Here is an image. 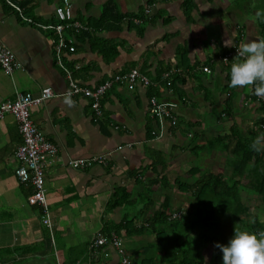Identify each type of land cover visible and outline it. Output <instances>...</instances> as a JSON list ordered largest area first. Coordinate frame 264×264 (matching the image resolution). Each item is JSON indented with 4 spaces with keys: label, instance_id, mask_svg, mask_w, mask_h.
Returning a JSON list of instances; mask_svg holds the SVG:
<instances>
[{
    "label": "crops",
    "instance_id": "1",
    "mask_svg": "<svg viewBox=\"0 0 264 264\" xmlns=\"http://www.w3.org/2000/svg\"><path fill=\"white\" fill-rule=\"evenodd\" d=\"M12 1L20 3L23 17L32 23L0 0V45L11 51L19 65L9 75L0 70V101L13 99L16 92L36 95L50 88L54 95L31 106L29 117L56 151L43 167L50 221L46 228L40 222L39 207L26 202L30 186L19 183L13 174V152L20 143L15 121L9 113L0 117V264H118L119 256L110 242L88 247L96 231L115 233L134 264H173L167 262L170 256L161 255L155 232L145 223L136 232L132 228L106 234L104 225L117 223L123 215L138 214L142 205L128 210L134 207L137 192L159 201L162 196L154 195V186L160 190L162 183L169 186L174 179L193 182L198 173L190 175L191 180L174 175L169 181L166 176L178 166L183 153L193 157L189 167L199 166L201 159L223 162L225 151L213 148L210 155H203L206 148L201 145H207L214 135L229 133L230 142L235 137L254 140L264 133V107L252 96L253 87H229L234 58L226 63L217 58L233 47L264 38V15L256 16L264 13V0H190L186 13L181 9L184 0H111L120 14L147 9L140 31L127 24V19L134 22L126 16L117 28L98 29L97 19L107 0H67L72 21L82 27L63 33L70 41L58 59L52 33L36 24L54 22L53 9L62 1ZM226 41L233 47L225 46ZM130 68L145 75L148 85L128 89L112 84L97 98L99 115L91 108L92 98L80 92L71 94L72 105L65 103L66 71L78 85L92 90ZM149 87L168 106L176 119L174 126L148 115ZM101 154L106 156L103 164L67 165L71 159ZM154 155L160 157L155 167L162 176L156 184L150 182L152 173L147 168ZM200 169L210 170L209 166ZM119 186L128 197L105 208ZM150 212L148 208L140 214L137 224ZM258 220L264 231V221ZM225 227L223 232L228 231ZM193 231L188 232L190 239ZM197 242L192 249L197 248L200 264H214L211 244ZM206 249L209 253L204 257Z\"/></svg>",
    "mask_w": 264,
    "mask_h": 264
},
{
    "label": "trees",
    "instance_id": "2",
    "mask_svg": "<svg viewBox=\"0 0 264 264\" xmlns=\"http://www.w3.org/2000/svg\"><path fill=\"white\" fill-rule=\"evenodd\" d=\"M17 4L20 6L19 2ZM190 7V0H184L182 11L186 13ZM125 16L139 18L137 23H132L127 19V24L133 27L138 26L139 31L141 30L139 24L145 20L143 10L140 9L135 14H120L117 12L114 3L107 0L103 3L97 19L98 29L117 28V24ZM150 89L149 87L148 97L155 96L156 92ZM228 136L229 133L214 135L212 141L209 140L205 143L207 145H201L206 148L207 152L213 148L218 149L219 152H227V156L223 157L222 162L223 173L221 171L214 173L208 169L201 171L199 166L194 165L187 170L189 175L198 173V177L193 182L188 184L174 179L171 183L178 192L187 196L184 205L177 204L174 206L170 195L168 196L166 193L162 195L159 201L147 197L138 214L128 217L123 215L117 223L105 224L103 232L106 234L109 231L117 232L120 229L127 232L132 228L136 232L137 228H143V223H145L155 232L156 242L160 250L163 251L161 255L170 256V259L166 258L168 259L167 262L174 264H200L197 248L192 249L195 244H189V240H193L192 237L194 236L198 244L201 242L211 244V258L214 264H223L222 252L214 247V244L226 245L233 236L234 227L257 234L261 232L263 227L261 221L251 214L248 207L242 202L241 190H250L264 202V150L261 152L253 151L250 147L252 139L235 137L228 142ZM193 150V148L189 149V151ZM198 152L195 150L193 153L197 156ZM154 156L147 168L152 173L150 182L156 184L162 176L159 177L160 172L155 167L160 164V157L159 155ZM160 186L164 188L168 185L162 183ZM127 195L128 192H125L124 187H117L111 199L106 202L105 208L109 209L119 205L123 202L121 200L125 201ZM148 208H151L150 214L143 218L141 224H137L138 218L141 217L140 214H144ZM176 211L180 212L179 216L170 217ZM226 225L228 231L223 232L222 229ZM166 230L168 231L165 232ZM191 230L195 231H193L190 239L188 232Z\"/></svg>",
    "mask_w": 264,
    "mask_h": 264
},
{
    "label": "built area",
    "instance_id": "3",
    "mask_svg": "<svg viewBox=\"0 0 264 264\" xmlns=\"http://www.w3.org/2000/svg\"><path fill=\"white\" fill-rule=\"evenodd\" d=\"M61 4L57 5L53 9L54 22L51 23H37L36 25L43 29L49 30L52 33L53 49L55 57L58 59L61 49L65 47L70 41L69 38H65L63 33L69 30H76L82 25L77 21H72L69 4L67 0H61ZM5 2L17 13L20 17L31 22L28 17H23L21 8L17 2L12 0H5ZM147 9L144 10V13ZM134 23L138 22L137 18H131ZM70 50L72 47H68ZM238 47L219 55L217 58L226 63L229 59L234 58L237 55ZM19 65L16 63L11 51L0 45V70L5 74H11L13 70L18 69ZM202 70L207 71L206 67H201ZM66 71V70H65ZM67 73V85L69 93H82L92 98L91 108L96 115L100 114L99 104L97 98L112 84H121L128 89H132L137 84L148 85L149 81L147 77L141 74L137 69L130 68L126 71L113 74L111 77L106 78L97 84L94 89H89L84 86L78 85ZM169 73V72H168ZM167 73L164 74V76ZM168 84V82H167ZM253 87V86H252ZM54 93L48 87L42 88L38 94L32 95L29 92H16L13 99H5L0 101V117L4 113H9L16 124L18 134L20 136V143L13 152L16 165L13 168V174L15 175L19 183L28 184L30 186V192L26 196V202L29 205H36L40 209V222L46 227H50V221L47 214L46 202L44 197L43 188V167L44 163L49 156L55 155V147L52 143L44 138L37 127L32 123L29 117V109L33 105H38L44 100L52 97ZM252 96L255 100L264 107V98H260L254 95V87L252 88ZM147 113L152 119H156L160 122H166L167 125L174 126L176 119L169 111L168 106L158 101L155 96H150L147 99ZM106 162L105 155H93L88 158L71 159L67 162V165L72 168H85L94 164H103ZM179 211L173 212L170 217H178ZM115 248L119 260L118 264H134V262L127 257L124 253L121 241L115 233L110 232L108 235H104L100 231H96L89 241L88 247L95 249L101 247L106 243H109ZM56 264H61L56 261Z\"/></svg>",
    "mask_w": 264,
    "mask_h": 264
},
{
    "label": "clouds",
    "instance_id": "4",
    "mask_svg": "<svg viewBox=\"0 0 264 264\" xmlns=\"http://www.w3.org/2000/svg\"><path fill=\"white\" fill-rule=\"evenodd\" d=\"M264 13L257 12L261 17ZM225 46L233 47L227 41ZM254 87V95L264 98V38L243 43L237 49L230 68L232 88ZM71 93L65 103L72 105ZM255 152L264 150V133L258 135L250 145ZM214 247L222 252L223 264H264V231L257 233L234 227L233 236L226 245L219 243Z\"/></svg>",
    "mask_w": 264,
    "mask_h": 264
},
{
    "label": "rangeland",
    "instance_id": "5",
    "mask_svg": "<svg viewBox=\"0 0 264 264\" xmlns=\"http://www.w3.org/2000/svg\"><path fill=\"white\" fill-rule=\"evenodd\" d=\"M236 2L237 3H241L242 0H236ZM210 26L211 25H209V27ZM210 154L211 153H208L206 150L203 151V155H205V156L206 155H210ZM177 160H178V158H177ZM191 160H193V157L187 155L186 153H183L181 155V157H179L178 166L176 167V165H175L174 168H171V171L167 173L169 175L166 174L168 180L171 181V179H172V177L174 175L178 176V177H182V178H188L187 180H191L192 177H190V175L187 172V169L189 168L190 164L193 163V162H191ZM214 163H215L214 160H207V159H203V160L201 159V160L198 161V164H199L200 168L205 167V166H206V168H208V166H209V169L212 172H218V171H222L223 170V166L221 165L222 164L221 159L218 160L215 163V164H218V165H215V167H210V164H214ZM156 187L157 186L153 187V189L155 188V190H153L154 191V195L157 196V197H161L164 193H166V195H168V196L170 195L169 197L171 198V202H172V204L174 206L177 205V204L185 203V201H187L185 199L186 198L185 194L181 193V192H178L172 185L166 186L164 188L160 187L159 188L160 190H158ZM240 195H241V198H242V202L244 203L245 206L248 207L249 212L251 214H253V215L254 214L257 215L256 216L257 218H259L262 221H264V214H263L264 213V202H262L260 200V198L256 194L252 193L250 190H244V191L242 190ZM135 196L137 198V201L134 204V207H129L128 208L129 212L132 209H134L135 207L143 205L146 202V200H147V194H145L144 192L141 193V194H139L137 192L135 194ZM171 202H170V204H171ZM260 211H262V213H260ZM225 228H227V225H226ZM195 243L196 242H194L193 240H189V244L190 245H193ZM154 247H155V245H154ZM208 253L209 252L206 249L204 251V253H203L204 257H207Z\"/></svg>",
    "mask_w": 264,
    "mask_h": 264
}]
</instances>
